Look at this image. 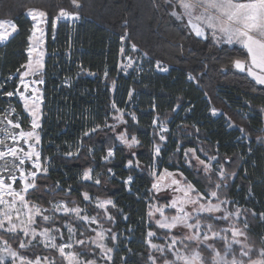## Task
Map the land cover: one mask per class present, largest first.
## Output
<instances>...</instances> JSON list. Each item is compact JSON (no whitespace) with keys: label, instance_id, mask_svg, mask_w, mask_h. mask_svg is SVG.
<instances>
[{"label":"trees","instance_id":"16d2710c","mask_svg":"<svg viewBox=\"0 0 264 264\" xmlns=\"http://www.w3.org/2000/svg\"><path fill=\"white\" fill-rule=\"evenodd\" d=\"M83 4L81 20L73 25L58 22L55 40L52 39L51 26H46L47 54L45 83L41 85L44 105L40 134L42 157H49L52 164L48 180L40 181L45 190L48 185L55 186L59 182L65 191L71 185L73 189L79 188L80 193L87 190L97 198L112 199L117 207L110 211L116 222L108 224V227H112L121 241V252L115 256V264H121V255L126 256L129 264H144L148 255L147 246L143 243L148 230L146 213L151 196L148 190L152 183L147 169L152 163L150 150L153 140L158 142L151 122L156 115L171 116L175 124L184 127V131L177 129L174 135L168 134L159 161L161 166L171 171H183L187 179L203 191L204 182L199 181V177L182 160L184 148L194 146L199 139V144L213 153L218 148L221 156L231 157V161L238 160V165L231 164L237 176L231 179L227 195L243 208L251 210L246 213L249 234L259 244L261 236H264V221L259 219V214L264 213V145L255 137L264 127L259 113V108L264 105V93L253 91V88L258 90L263 86L255 85L247 75L233 68L232 60L237 56L228 46H224L228 49L224 51L209 47L208 41L190 37L179 22L167 14L162 0L159 11L152 7L151 0H83ZM61 7L76 11L67 0H0V20H11L18 25V32L6 45H0V84L4 85L0 91H14L18 82L16 69L27 60V37L32 27L26 16L27 9L44 10L54 17ZM125 32V48L129 49L130 43H135L141 52L148 54L146 60L150 65L159 60L168 66L169 71L157 73L149 66L146 72L138 75L119 73L120 38ZM89 72L94 75H89ZM10 74L13 79L7 80ZM189 74L196 79L189 80ZM112 83L117 86V92H121V101L111 95ZM130 89L134 91L133 103L125 104ZM9 100L27 128L29 118L17 97L0 96V109L7 108ZM113 100L119 108L129 110L137 118L133 121L125 117L127 123L124 125L127 133L136 135L140 141L134 148V155L118 141L109 139L113 133L107 129L98 135L93 134L91 141L83 137V131L96 123L105 119L109 124L113 123ZM245 101H249L250 106ZM212 107L220 114L213 117L210 113ZM0 114L3 115L2 111ZM229 118L251 133V138L237 140L239 129L228 127L226 121ZM174 129V125L169 126L170 131ZM81 138L85 147L80 158H67L64 152ZM113 143L115 156L111 163L106 164L102 157L106 155L108 145ZM178 143L181 151L176 153ZM89 147L94 151V158L88 155ZM129 158L133 161L138 159L145 170L126 168ZM87 167L100 174L101 185L84 182L88 187H80L79 174ZM108 168L115 173V178L104 183L111 176ZM129 175L133 177V183L127 186L123 181ZM80 193L73 191L70 198L84 207L86 202ZM67 198L64 191L54 197H45L46 200L60 201ZM89 212L95 214L96 209L90 206ZM108 243L112 246L110 241ZM12 245L17 248L15 241ZM40 248L43 254H49L48 250ZM128 248L131 253L127 252ZM51 257L59 264L54 251Z\"/></svg>","mask_w":264,"mask_h":264},{"label":"snow or ice","instance_id":"6c2138e0","mask_svg":"<svg viewBox=\"0 0 264 264\" xmlns=\"http://www.w3.org/2000/svg\"><path fill=\"white\" fill-rule=\"evenodd\" d=\"M67 2L76 11L61 7L54 17H50L44 10L27 9L26 16L33 22L31 34L27 37V60L16 69L18 82L14 91H0V96L17 97L29 118V126L25 128L11 100L7 101V108L0 109L3 113L0 116V264H57V260L51 258L53 251L58 254L59 264H101L102 261L115 264V256L121 252L120 237L112 227H105L106 224L116 222V217L110 211L117 207L112 199L96 198L94 207L97 211L91 215L89 207L93 198L89 191L80 193L79 188L73 189L71 185L65 191L59 182L55 186L48 185L45 190V185L40 183L48 180L52 164L49 157H42L40 134L44 93L39 86L45 83L46 26H51L52 39L55 40L58 22L75 23L81 20L80 9L84 7L83 0ZM162 3L166 6L167 14L179 22L190 37L208 41L209 47L224 51L231 49L237 56L232 60L234 68L239 73H246L255 85L264 86V0H162ZM151 4L154 9L160 10V0H151ZM17 32L16 23L0 20V45H6ZM126 38L127 32L120 38L119 54L125 57L127 63L119 67L127 75L128 69L142 71L140 67L133 68V64L137 59L147 58L148 54L125 56ZM224 46H228V49H224ZM131 51H139L135 43L131 44ZM155 68L159 72L169 71L168 66L159 60L155 62ZM88 74L94 75L91 72ZM104 75L107 77V71ZM6 79L12 80L13 75L10 74ZM188 79L196 78L189 74ZM3 87L0 84V89ZM253 91L264 93V87L258 90L253 88ZM132 96L130 90L129 100ZM244 103L250 106L249 101ZM111 108L114 123L109 124L107 119L96 123L83 131V137L91 141L93 134L98 135L107 129L113 133L109 139L119 141L129 150L133 149L140 144L137 136L131 135L129 138L127 131H118L121 125L127 123L124 119L125 110L119 108L115 100ZM210 111L213 117L220 114L215 107ZM259 113L264 117V105L259 108ZM130 115L136 121L135 114ZM226 122L229 128L238 127L240 136L237 140L251 138V133L235 125L230 118ZM152 124L154 136L158 135L159 141L165 142L167 137L164 133L169 130L168 121H160L157 117ZM255 139L264 145V127H261ZM160 142L153 140L152 163L147 169L153 182L148 190L151 193L146 213L148 230L143 242L147 246L148 255L144 264H264V236H261L257 244L249 234L248 220H241L251 210L243 208L227 195L231 179L237 176L231 164L238 165V160L231 161V157L221 156L218 148L213 153L203 144L199 149L184 148V164L192 169L199 181L204 182V190L201 191L197 184L187 179L183 171L172 172L164 168L158 174V159L164 147ZM114 146V143L109 144L106 155L102 157L106 164L111 163L115 156ZM84 147L85 142L81 138L80 142L69 146L64 155L79 159ZM180 151L178 144L176 153ZM198 151L204 158L197 154ZM248 151L251 152L250 147ZM88 155L94 158L91 147L88 148ZM125 167L145 170L138 159L133 161L129 158ZM108 172L111 176L104 183L115 178L111 168H108ZM99 176V173L94 174V168H85L78 177L80 187H88L84 182L101 185ZM123 183L131 185L133 177L129 175ZM61 191L65 192L67 199H45ZM73 191L80 193L82 200L87 202L84 207L70 198ZM45 204L50 206L45 207ZM228 205L233 207L230 209ZM251 214L256 216L255 212ZM124 219L127 220V216ZM259 219L264 221V213L259 214ZM241 223L243 227H240ZM89 231L95 235L88 237ZM11 238L18 243V248L11 246ZM109 241L112 246H109ZM40 245L49 254H43ZM131 251L127 249L128 253ZM120 260L121 264H129L124 255L120 256Z\"/></svg>","mask_w":264,"mask_h":264},{"label":"rangeland","instance_id":"374dc122","mask_svg":"<svg viewBox=\"0 0 264 264\" xmlns=\"http://www.w3.org/2000/svg\"><path fill=\"white\" fill-rule=\"evenodd\" d=\"M29 18V17H28ZM30 19V18H29ZM174 19V18H173ZM31 20V19H30ZM175 20V19H174ZM31 23H33L32 21H31ZM70 25H73L74 23H71V22H68ZM31 34V33H30ZM124 47H125V44H124ZM128 55H132L133 57H138V56H142L143 55V52H141L140 50L138 51V52H136V53H133L132 51H131V43H130V48L129 49H127V48H125V56H128ZM46 57V56H45ZM127 63V60L125 59V57L124 56H121V55H119V60H118V63H117V70H118V72L119 73H121L122 75H124V76H128L129 74H133V75H138V73H140V72H146L147 71V69L149 68V66L150 67H152V70L154 71V72H157V73H164V72H159V71H157L156 70V68H155V63H153L152 65H150L149 63H148V61L146 60V58H144V59H137L136 61H135V63L133 64V68H137V67H140V68H142V71H139V72H136V71H133V69H128V74L126 75L121 69H120V67H119V65H121V64H126ZM233 68H234V66H233ZM39 87H41V86H39ZM132 92H133V95H134V91H133V89H130ZM129 90V91H130ZM117 86L115 85V83H112L111 84V95L112 96H114V97H116V99L118 100V101H121L122 100V98H121V92H117ZM126 103L125 104H127V103H133V96H132V98H131V100H129V98H128V94H127V97H126V101H125ZM22 104V103H21ZM23 107V106H22ZM175 112V111H174ZM220 112V111H219ZM210 113H211V111H210ZM130 114H132L129 110H125V114H124V119L126 120V118L125 117H128L129 119H131V115ZM0 116H1V114H0ZM157 117H159V120L160 121H168V129H169V126H171V125H174V127H175V129L174 130H172V131H170V130H168V132H166V133H164V135L167 137L168 136V134L169 133H171V135H174L175 134V130H177V129H179L180 131H184V127L183 126H181V124H175V121H174V119L171 117V116H168V117H160V116H158V115H156L155 117H154V119H156ZM153 119V120H154ZM152 120V121H153ZM263 122H264V117H263ZM5 123H6V121H5ZM113 123H114V121H113ZM158 123H159V121H158ZM125 125V124H124ZM124 125H121L120 126V128L118 129V131H126L125 130V128H124ZM0 126H2V125H0ZM151 127L153 128V130H154V132H155V129H154V126H153V124H152V122H151ZM157 127H158V125H157ZM129 135V138L131 137V135L130 134H128ZM156 137H157V139H158V142H160L159 141V136L158 135H155ZM118 143L120 144V142L118 141ZM160 143H162L163 145H166V143H167V139H166V141L165 142H160ZM179 144V143H178ZM120 145H122V144H120ZM180 145V144H179ZM199 139H196V142H195V145L194 146H191V147H194V148H197V149H199ZM123 147H125L124 145H122ZM135 148V147H134ZM134 148L133 149H131V150H129L128 148H126L125 147V149L128 151V152H130V153H134ZM187 148V147H186ZM152 154V148H151V150H150V155ZM198 155H201V158H204L203 157V155L201 154V153H199V151H198V153H197ZM160 159H161V157L158 159V174H159V172L160 171H162L164 168L161 166V163L159 162L160 161ZM182 160H183V151H182ZM193 163H195V161H193ZM186 165V164H185ZM187 166V165H186ZM169 171H171V170H169ZM177 171V170H176ZM176 171H172V172H176ZM95 174V173H94ZM152 178V177H151ZM152 182H153V178H152ZM128 186V185H127ZM92 198H93V203H92V207L95 209V207H94V201H95V199L97 198V197H95V196H92V195H90ZM99 199H102V198H99ZM104 199V198H103ZM56 201H60V200H56ZM161 202H163V201H161ZM87 203V202H86ZM148 203V202H147ZM50 205H47V206H45V207H49ZM228 207L231 209L232 207H233V205L232 206H229L228 205ZM97 211V210H96ZM147 211H148V207H147ZM90 213V212H89ZM91 214V213H90ZM96 214V213H95ZM95 214H91V215H95ZM246 214H245V216H243V217H241V220H243V219H245L246 218ZM62 223V222H61ZM92 227H96L95 225H93ZM105 227H108V224L107 225H105ZM240 227H243V224L241 223L240 224ZM65 232H66V229L64 230ZM90 233H91V235H87L88 237H93L94 235H95V233L94 232H91V231H89ZM13 241H15V239L14 238H11L10 239V242H11V246L13 247V245H12V242ZM16 242V241H15ZM16 245H17V248H18V243L16 242ZM0 246H2V245H0ZM40 246H42V245H40ZM14 249H16L15 247H13ZM42 248H43V246H42ZM98 251V250H97ZM56 255H57V259H59V257H58V254L56 253ZM51 258H53V257H51ZM58 264V263H57ZM101 264H107V262L106 261H102L101 262Z\"/></svg>","mask_w":264,"mask_h":264},{"label":"crops","instance_id":"0c3cea01","mask_svg":"<svg viewBox=\"0 0 264 264\" xmlns=\"http://www.w3.org/2000/svg\"><path fill=\"white\" fill-rule=\"evenodd\" d=\"M235 69V68H234ZM236 70V69H235ZM237 71V70H236ZM243 74H245L246 75V73H243ZM250 78V77H249ZM251 79V78H250ZM252 80V79H251ZM264 87V86H263Z\"/></svg>","mask_w":264,"mask_h":264}]
</instances>
